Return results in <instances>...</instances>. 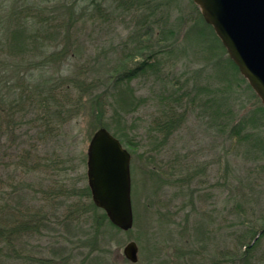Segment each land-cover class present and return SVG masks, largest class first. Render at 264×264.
<instances>
[{"label":"rangeland","instance_id":"1","mask_svg":"<svg viewBox=\"0 0 264 264\" xmlns=\"http://www.w3.org/2000/svg\"><path fill=\"white\" fill-rule=\"evenodd\" d=\"M32 1L39 2L53 21L59 13L70 15L72 30L80 34L84 56L92 66L115 59L124 46L128 49L135 40L145 39L141 34L148 28L162 42L155 47L160 49L155 66L130 81L135 97L140 99L126 114L124 123L133 150V227L121 230L120 244L107 234L93 259L86 256L87 249L74 228L77 225L67 232L60 219L54 218L40 234L19 240L20 259L8 258L1 264H40L26 259V255L51 258L50 264H264L263 105L195 3L172 0L167 5V0H154L157 11L150 15L147 6L130 10L116 0ZM92 2H98L99 9ZM25 3L0 0V35L8 36L10 29L13 32L17 19L14 10ZM71 3L74 14L66 11ZM100 9L101 13L96 11ZM102 12L105 15L100 16ZM151 39V43L156 42V38ZM22 50H37L38 58L31 56L35 53L28 55L32 66L34 59L40 62L43 57L40 50L50 52L54 46L34 43ZM13 60L10 54L0 51V72L7 73L10 86ZM72 65L69 60L58 72L57 64H45L44 70L36 68L29 73L33 80H39L45 70L46 76H67ZM165 95L171 100H164ZM205 98L213 102L204 104ZM168 105L175 106V120L182 121L163 139L158 125ZM95 121L94 115L82 112L58 130L59 135L38 143L27 118L20 115L10 120L0 136L2 201L11 197L6 192L20 180L24 187L32 184L33 189L39 182L56 183L63 177L65 184L77 188L87 185V146ZM27 147L37 148L40 155L57 163L59 157L65 158L59 167H67L68 174H57L52 168L25 176L18 155ZM39 196L28 192L20 206H26L33 197L32 205L47 209ZM77 200V196L72 199ZM57 201L51 200L54 209H48L56 216L62 212L61 202ZM80 201L85 204L86 198ZM8 203L12 205V199ZM85 215L78 228H87ZM253 230L255 235L249 236L248 231ZM130 240L138 245L137 262H131L123 253Z\"/></svg>","mask_w":264,"mask_h":264},{"label":"trees","instance_id":"2","mask_svg":"<svg viewBox=\"0 0 264 264\" xmlns=\"http://www.w3.org/2000/svg\"><path fill=\"white\" fill-rule=\"evenodd\" d=\"M171 1L167 0V5ZM94 2L92 5H98L96 8L99 9V3ZM116 2L119 6L123 5L130 10H142L147 6L150 15L157 11V6L153 4L154 0H116ZM195 6L198 7L196 4ZM73 10L71 3L66 11L74 14ZM96 11L101 13L102 9ZM14 13L17 16L16 21L14 20L16 28L10 32L11 29L9 31L7 27L3 26L6 28L4 31L10 33L8 32V36L0 35V51L10 54L14 59L15 66L10 72L11 75H14L12 86L7 85V73L0 72V136L6 132L9 121L21 115L23 119L27 118V121L34 126L38 143L48 141L59 135L61 131L58 130H61L68 121L85 112L90 116L94 115L96 119L93 129L107 128L119 138L123 146H128L129 152H132V148H129L132 147L130 146L131 141L127 138L124 128L125 116L136 108L140 99L135 97L130 81L155 66V58L160 51L155 47H158L157 44L162 42V38L154 36L151 32L152 28H148L141 34L145 39L135 40L133 46L128 49L124 46L125 48L123 47L121 52L117 53L115 59L111 61L107 59L92 66V63L84 56L86 50L83 49L84 42L81 41L80 34L72 30L74 23L69 14L67 16L65 13H59L53 21L51 17L47 16L40 3L32 0H26L24 5L17 6ZM103 13L100 16L105 15ZM27 32L28 34H26ZM151 38H156V42L151 43ZM46 42L54 46V50L50 52L40 50L43 57L40 62L34 59L36 63L31 66L28 55L35 53L31 56L38 58L37 50H22L23 47L30 48L31 44L41 45ZM160 47L162 48V46ZM7 48L10 50H4ZM161 51L163 50L161 49ZM69 60L73 65L70 67L69 73L71 74L67 76L59 73L46 76L45 70L39 75V80H33V75L29 73L36 68L44 70L45 64H57L59 72L60 67ZM235 67L237 68L236 65ZM20 71L21 75H19ZM101 72L102 74L99 75ZM16 87L18 90H15ZM163 98L166 101L171 100L168 95ZM210 101H212L210 98H205L203 103L209 104ZM164 108L162 112L164 118L159 120L158 129L163 139H166L176 123L182 121V118L175 120V106L169 107L168 105ZM32 111H34L33 116L29 117ZM260 111L264 115L262 106H260ZM182 116L183 114L180 115V117ZM35 147H27L18 155V164L25 168L23 170L25 176L50 171L52 168L57 169V174H68L67 167H59L65 158H60L58 155L59 163H57L45 154L40 155V151L38 152ZM54 162L57 163L56 166ZM63 179L66 178L63 177ZM63 179H59L60 182L56 183L39 182L35 189L30 188L32 184L24 187L23 181L20 180L11 187L9 192H6L11 193V197L5 201H2L0 197V264L8 258L20 259L19 240L22 237L40 234L54 218L60 219L67 232L74 230L72 226L77 225L74 228H76V232H79L78 238L83 240V246L87 249L86 256L92 257L94 253L100 251L99 245L102 240L108 238L107 234L120 244L121 230L115 227L108 220L105 212L93 203L88 185L77 188L65 184ZM1 189L0 191L3 193L4 188ZM31 191L40 195L39 198L45 201L47 209L44 205L37 207L32 205L33 197L28 200L26 206H20L23 198ZM76 196L78 200L73 202L72 199ZM81 198H86L85 204L80 201ZM10 199L13 201L12 205L8 203ZM64 199H68L66 203ZM51 200H58L57 203L61 202L58 204H61L59 206L62 212L58 216L55 215V212L48 211L54 205V203H50ZM83 215L86 216L88 223L87 228L84 229L82 225L78 228ZM248 232L249 236H254L256 233L255 230ZM95 256L97 255L93 257ZM26 259L37 261L40 264L52 262L51 258L47 257L32 258V256L26 255Z\"/></svg>","mask_w":264,"mask_h":264},{"label":"water","instance_id":"3","mask_svg":"<svg viewBox=\"0 0 264 264\" xmlns=\"http://www.w3.org/2000/svg\"><path fill=\"white\" fill-rule=\"evenodd\" d=\"M192 1L264 108V0ZM130 160V152L107 128L93 132L86 159L91 199L122 231L130 230L134 224ZM123 253L131 262H137V243L128 241Z\"/></svg>","mask_w":264,"mask_h":264}]
</instances>
